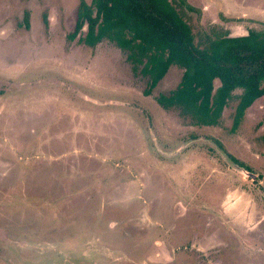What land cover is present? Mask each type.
I'll use <instances>...</instances> for the list:
<instances>
[{"label": "rangeland", "instance_id": "obj_1", "mask_svg": "<svg viewBox=\"0 0 264 264\" xmlns=\"http://www.w3.org/2000/svg\"><path fill=\"white\" fill-rule=\"evenodd\" d=\"M187 1L198 40L264 29V0ZM78 5L0 0V264H264V97L190 126L155 101L179 68L145 96L68 41Z\"/></svg>", "mask_w": 264, "mask_h": 264}, {"label": "trees", "instance_id": "obj_2", "mask_svg": "<svg viewBox=\"0 0 264 264\" xmlns=\"http://www.w3.org/2000/svg\"><path fill=\"white\" fill-rule=\"evenodd\" d=\"M194 11L199 10L187 0H79L67 39L78 38L89 49L105 41L119 48L134 76L146 81L145 96L172 67L179 68L176 88L155 101L163 110H177L190 126H218L236 98L235 132L246 111L264 97V29L244 36L205 34L198 40L188 20Z\"/></svg>", "mask_w": 264, "mask_h": 264}]
</instances>
